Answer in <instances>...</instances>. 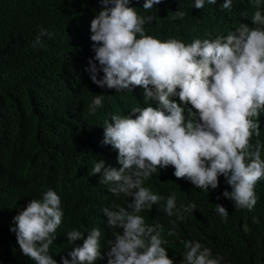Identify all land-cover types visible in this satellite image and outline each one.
<instances>
[{
    "label": "clouds",
    "instance_id": "clouds-1",
    "mask_svg": "<svg viewBox=\"0 0 264 264\" xmlns=\"http://www.w3.org/2000/svg\"><path fill=\"white\" fill-rule=\"evenodd\" d=\"M73 1L82 41L32 33L67 131H0V264H235L231 210L264 217V0Z\"/></svg>",
    "mask_w": 264,
    "mask_h": 264
},
{
    "label": "trees",
    "instance_id": "trees-1",
    "mask_svg": "<svg viewBox=\"0 0 264 264\" xmlns=\"http://www.w3.org/2000/svg\"><path fill=\"white\" fill-rule=\"evenodd\" d=\"M241 1L233 0L235 6ZM75 8L73 0H0V44L4 47L5 58L14 53L2 66V73L8 75L0 85L4 91H0V131H67L61 126L48 127L50 115L33 104L54 97L55 86L63 89L67 84L50 78L49 75L54 79L62 76L65 69L58 61L50 60L45 44L44 53H36L39 43L33 46L32 33L36 29L40 33L44 28L51 33V36H45L47 42L65 39L77 44L83 38L71 27L79 26L82 18L75 13ZM160 26L164 34L207 32L204 22L195 18L172 23L165 21ZM15 54L19 55L13 60ZM47 95L50 98H46ZM78 130L84 131L79 127ZM255 193V206L264 210V179L255 185ZM231 212L236 228L230 227L224 236L232 245L228 262L252 264L254 246L260 248L264 260V217L255 221L254 215L242 209Z\"/></svg>",
    "mask_w": 264,
    "mask_h": 264
},
{
    "label": "bare ground",
    "instance_id": "bare-ground-1",
    "mask_svg": "<svg viewBox=\"0 0 264 264\" xmlns=\"http://www.w3.org/2000/svg\"><path fill=\"white\" fill-rule=\"evenodd\" d=\"M66 18V17H65ZM66 24V23H65ZM17 86V84H15Z\"/></svg>",
    "mask_w": 264,
    "mask_h": 264
}]
</instances>
